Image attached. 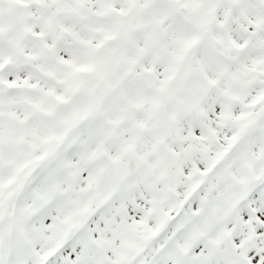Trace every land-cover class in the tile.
Here are the masks:
<instances>
[{
	"label": "snow or ice",
	"instance_id": "snow-or-ice-1",
	"mask_svg": "<svg viewBox=\"0 0 264 264\" xmlns=\"http://www.w3.org/2000/svg\"><path fill=\"white\" fill-rule=\"evenodd\" d=\"M0 264H264V0H0Z\"/></svg>",
	"mask_w": 264,
	"mask_h": 264
}]
</instances>
